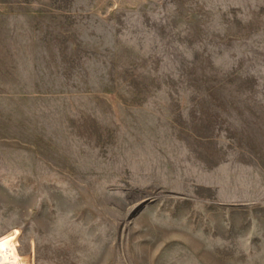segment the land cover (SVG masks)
<instances>
[{"label":"rangeland","instance_id":"1","mask_svg":"<svg viewBox=\"0 0 264 264\" xmlns=\"http://www.w3.org/2000/svg\"><path fill=\"white\" fill-rule=\"evenodd\" d=\"M0 264H264V0H0Z\"/></svg>","mask_w":264,"mask_h":264}]
</instances>
